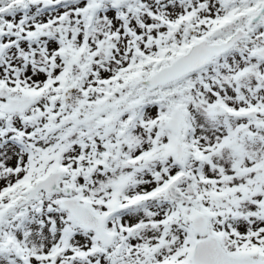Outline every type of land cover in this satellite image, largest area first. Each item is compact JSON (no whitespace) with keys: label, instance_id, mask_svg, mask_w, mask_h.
Instances as JSON below:
<instances>
[{"label":"snow or ice","instance_id":"6c2138e0","mask_svg":"<svg viewBox=\"0 0 264 264\" xmlns=\"http://www.w3.org/2000/svg\"><path fill=\"white\" fill-rule=\"evenodd\" d=\"M0 264H264V0H0Z\"/></svg>","mask_w":264,"mask_h":264}]
</instances>
